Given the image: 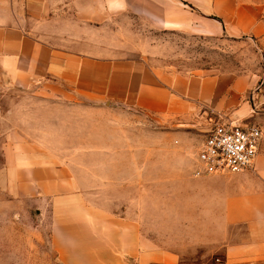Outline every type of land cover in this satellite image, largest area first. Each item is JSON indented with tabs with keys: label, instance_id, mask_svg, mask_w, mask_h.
Instances as JSON below:
<instances>
[{
	"label": "crops",
	"instance_id": "0c3cea01",
	"mask_svg": "<svg viewBox=\"0 0 264 264\" xmlns=\"http://www.w3.org/2000/svg\"><path fill=\"white\" fill-rule=\"evenodd\" d=\"M132 22L264 59V0H0V189L39 264H264V77L155 71ZM209 115L261 128L250 169L195 176L186 135Z\"/></svg>",
	"mask_w": 264,
	"mask_h": 264
},
{
	"label": "rangeland",
	"instance_id": "374dc122",
	"mask_svg": "<svg viewBox=\"0 0 264 264\" xmlns=\"http://www.w3.org/2000/svg\"><path fill=\"white\" fill-rule=\"evenodd\" d=\"M198 21L202 20L192 17L193 24ZM126 27L134 39V46L136 43L137 49L145 53L147 64L160 73L182 76L258 74L261 82L263 81V53L249 38L234 39L225 34L203 35L196 30H184L182 26L158 28L140 22L128 23ZM209 116L210 118L191 128V133L186 135L189 138L187 143L195 154H198L208 132L218 123L212 115ZM146 126H143L145 130H161ZM134 132L140 133V130L136 128ZM1 170L0 167V173ZM1 191L3 190L0 189V264H13L9 263V256L13 255L16 257L14 264H39L40 252L36 254V251L41 249L31 245L40 241L39 233L35 231L37 223L34 217L27 213L20 216L19 213H23L27 206L10 199ZM42 250L46 251L45 248Z\"/></svg>",
	"mask_w": 264,
	"mask_h": 264
},
{
	"label": "built area",
	"instance_id": "2783aa9c",
	"mask_svg": "<svg viewBox=\"0 0 264 264\" xmlns=\"http://www.w3.org/2000/svg\"><path fill=\"white\" fill-rule=\"evenodd\" d=\"M263 132L254 125L220 122L208 132L199 152L200 169L195 176L239 173L256 159Z\"/></svg>",
	"mask_w": 264,
	"mask_h": 264
}]
</instances>
